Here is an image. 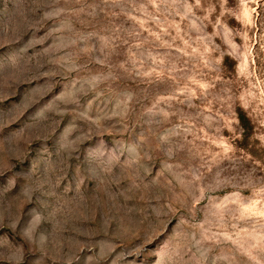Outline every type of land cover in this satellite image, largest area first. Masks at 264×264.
<instances>
[{"label":"rangeland","instance_id":"rangeland-1","mask_svg":"<svg viewBox=\"0 0 264 264\" xmlns=\"http://www.w3.org/2000/svg\"><path fill=\"white\" fill-rule=\"evenodd\" d=\"M0 264H264V0H0Z\"/></svg>","mask_w":264,"mask_h":264},{"label":"trees","instance_id":"trees-1","mask_svg":"<svg viewBox=\"0 0 264 264\" xmlns=\"http://www.w3.org/2000/svg\"><path fill=\"white\" fill-rule=\"evenodd\" d=\"M238 119L244 131V141L247 142L248 139L253 134V130H254L253 124L250 118L244 112H239Z\"/></svg>","mask_w":264,"mask_h":264}]
</instances>
